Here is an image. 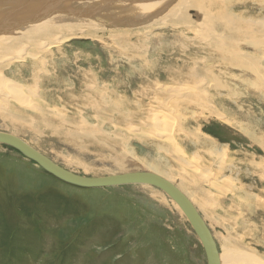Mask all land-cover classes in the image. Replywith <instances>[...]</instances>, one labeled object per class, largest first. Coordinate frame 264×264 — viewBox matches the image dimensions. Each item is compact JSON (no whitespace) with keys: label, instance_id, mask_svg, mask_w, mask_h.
I'll list each match as a JSON object with an SVG mask.
<instances>
[{"label":"rangeland","instance_id":"374dc122","mask_svg":"<svg viewBox=\"0 0 264 264\" xmlns=\"http://www.w3.org/2000/svg\"><path fill=\"white\" fill-rule=\"evenodd\" d=\"M181 1L151 19L126 6L130 24L73 19L6 40L0 132L79 176L162 175L193 202L225 264H264V25L246 22L264 19V0ZM0 264L207 258L161 190L78 188L0 144Z\"/></svg>","mask_w":264,"mask_h":264},{"label":"bare ground","instance_id":"6f19581e","mask_svg":"<svg viewBox=\"0 0 264 264\" xmlns=\"http://www.w3.org/2000/svg\"><path fill=\"white\" fill-rule=\"evenodd\" d=\"M50 0H37V5L38 4H44L47 3ZM55 4L53 3V5L50 6V10L53 9L52 11V15H48V16H44L42 17L44 14L39 13L36 16H32L31 12L33 10H31L30 12H28L26 9H24V4L25 2H22L20 0H13V2H11L12 5H8V6H4V2L3 0H0V21L5 19L7 16L4 17V15L1 12H6L7 10L11 9V8H19L18 13H16L15 15H13L12 17H9V19L7 20V22H10V26L8 24V26H6V29H8V31L6 32H1L0 34V49H3V45L5 43L6 40L10 39L11 37H18L20 35H23V33L25 34L24 37H29L32 35V32L34 30L40 29L44 26L47 25H52L55 24V29H58L56 26L61 25L64 22H71L73 21V19H76L78 21L76 22H82L83 24H87L90 27L93 28H97L100 24V26L103 25V22L101 23V21H99V19L97 17H101L102 20L106 21L108 20L109 22L112 23V21L114 22V20L119 21L120 24L127 22L125 24H130L131 22H133L132 18H129L127 14L122 12V8L132 5L130 7V10L132 11V14L137 16L138 19L141 18H149L151 19V17L154 16H158L159 14L165 13L168 8L173 4L172 6V10H174L176 7L180 6V5H184L183 1H178V0H149L148 2H145L146 0H137V1H130L128 2L127 0H54ZM142 1V2H141ZM95 2V5H91ZM99 2V3H97ZM83 3V4H81ZM132 3V4H131ZM223 3V2H222ZM59 5V8L57 5ZM101 4V5H100ZM221 4V3H220ZM80 7H79V6ZM103 5H104V11H103ZM225 5V4H224ZM227 5V4H226ZM230 5V4H229ZM102 6V7H101ZM186 6V5H185ZM194 6V5H193ZM193 6H190V8H193ZM188 7V6H187ZM194 7H198V5H195ZM212 7V6H211ZM57 8V9H56ZM129 8V7H128ZM229 8V7H228ZM28 9V7H27ZM196 9V8H195ZM217 9V7H216ZM36 10V9H34ZM70 10L72 12H70ZM114 10V11H112ZM103 11V12H102ZM120 11V12H118ZM220 13H225L226 14V8H221L218 10ZM212 13V12H211ZM188 14V11H187ZM189 15V14H188ZM191 15V14H190ZM220 15V14H219ZM26 18L25 21L27 23V26L21 27L15 31H13L12 33L10 30V27L15 28V26H17L19 24V21L17 18ZM79 17V18H78ZM93 17V18H92ZM229 17V16H227ZM233 17V16H232ZM245 17V16H244ZM98 20H97V19ZM117 18V19H114ZM229 19V18H228ZM35 20L39 21L36 22ZM145 20V19H144ZM143 20V21H144ZM148 19H146L147 21ZM186 20V19H185ZM183 20V21H185ZM230 20V19H229ZM234 20H236V17H234V19L232 20L234 22ZM96 21V23H95ZM114 22L113 24H111L112 26H114V24L118 23V22ZM130 21V23H129ZM181 21V20H180ZM228 21V20H227ZM247 23L249 22H253V23H257V24H261L264 25V19L261 22H256L255 19H248L246 21ZM245 22V23H246ZM141 23V21H140ZM162 22H160L161 24ZM164 23H168V22H164ZM105 24V23H104ZM119 24V25H120ZM97 26V27H96ZM106 26V25H105ZM244 26V25H242ZM5 26L1 25V29L4 28ZM62 28V27H61ZM88 28V27H87ZM115 28V27H114ZM92 29V28H91ZM98 29V28H97ZM100 30V29H99ZM215 30V29H214ZM23 32V33H22ZM238 34V31H235ZM228 36L226 35V37L228 39H231V33L232 32H228ZM235 34L237 37L238 35ZM221 39L223 38V36L218 35ZM225 37V36H224ZM225 37V38H226ZM242 37V36H239ZM224 38V39H225ZM35 39V38H34ZM39 39V38H37ZM239 39V38H238ZM25 40H29V39H25ZM253 40V39H252ZM212 41V40H211ZM229 41V40H228ZM254 41V40H253ZM219 42H217L215 44H218ZM232 43V42H230ZM253 43H256V41H254ZM220 44V43H219ZM218 44V46H219ZM216 49V48H215ZM11 50V49H10ZM222 50V49H221ZM224 50V49H223ZM11 52V51H10ZM256 52V51H255ZM222 53V52H221ZM226 54V51L223 53ZM221 57V56H220ZM251 57V56H250ZM256 58V57H255ZM252 59V58H251ZM8 60V59H7ZM9 61V60H8ZM232 63L234 64L235 60H231ZM258 61V60H257ZM264 61V60H263ZM262 62V61H261ZM4 81L2 79H0V83H3ZM218 85V84H217ZM264 87V86H263ZM219 89V88H218ZM232 89V88H231ZM16 91V90H15ZM173 92V91H172ZM261 92V91H260ZM193 94V93H191ZM186 96V95H185ZM263 99V98H262ZM118 111H120V113H122V107H117L116 108ZM182 117V116H180ZM166 134V131L165 133ZM12 135V134H10ZM14 136V135H13ZM16 138H18L17 136H14ZM19 140H21L22 142H24L26 145H28L29 147H31L29 144H27L25 141H23L22 139L18 138ZM32 148V147H31ZM33 149V148H32ZM35 150V149H34ZM36 151V150H35ZM179 151V150H178ZM38 152V151H37ZM179 153L181 155H183L182 151ZM41 154V153H40ZM23 155V154H22ZM183 158V156H182ZM64 169V168H63ZM66 170V169H64ZM68 171V170H66ZM70 172V171H68ZM72 173V172H70ZM129 173H139V172H129ZM129 173H121L120 175H124V174H129ZM150 173V172H148ZM74 174V173H73ZM155 174V173H153ZM163 175L166 176H171L170 172H162ZM76 175V174H75ZM157 175V174H156ZM114 176V175H112ZM160 177L164 178L167 180L166 177L159 175ZM173 176V174H172ZM107 177H111V176H107ZM169 181V180H168ZM170 182V181H169ZM171 184H173L172 182H170ZM212 184V183H211ZM175 187H177L175 184H173ZM213 185V184H212ZM126 186H133V185H126ZM147 186V185H146ZM151 187V186H150ZM179 189V191H181V193H183L185 195V193L181 190V188L177 187ZM186 196V195H185ZM169 197V196H168ZM187 197V196H186ZM188 198V197H187ZM171 199V198H170ZM189 199V198H188ZM172 200V199H171ZM173 201V200H172ZM190 201V200H189ZM174 202V201H173ZM193 205V202L190 201ZM175 203V202H174ZM176 204V203H175ZM176 207L183 213L182 209L176 204ZM193 207L195 208V206L193 205ZM196 209V208H195ZM197 210V209H196ZM198 212V210H197ZM199 213V212H198ZM200 215V213H199ZM185 216V214H184ZM201 216V215H200ZM202 218V217H201ZM203 219V218H202ZM204 221V220H203ZM205 222V221H204ZM205 224L207 225V223L205 222ZM191 225V224H190ZM192 227V226H191ZM208 227V225H207ZM209 228V227H208ZM210 230V229H209ZM211 232V230H210ZM212 234V232H211ZM213 236V234H212ZM214 239V237H213ZM215 241V239H214ZM216 243V242H215ZM217 246V243H216ZM218 249V248H217ZM219 251V250H218ZM220 258V255H219ZM244 258V256L242 257ZM247 258V257H246ZM245 259V258H244ZM249 258H247L248 260ZM257 260V259H256ZM220 264H225L224 260L220 258Z\"/></svg>","mask_w":264,"mask_h":264},{"label":"water","instance_id":"95a60500","mask_svg":"<svg viewBox=\"0 0 264 264\" xmlns=\"http://www.w3.org/2000/svg\"><path fill=\"white\" fill-rule=\"evenodd\" d=\"M20 1L25 2L24 9H26L28 12L33 10L31 12L32 16H36L39 13H41L44 14L42 17L52 15L53 9L50 10L49 8L51 5H53V3L55 4L54 0H50L47 3L38 4V5L36 4L37 0H20ZM127 1L130 2L137 0H127ZM148 1L149 0H146L145 2ZM11 2H13V0H5L3 5L10 6L12 5ZM57 6L59 8V5ZM19 8L14 7L7 10L6 12H1L4 15V17L5 16L7 17L0 21V34L1 32L8 31V29H6V26H8L10 22H7V20L9 19V17H12L16 13H18ZM70 12L72 11L70 10ZM17 19L19 21V24L15 26V28L10 27L11 30L10 33L21 27L27 26V23L25 21L26 18L19 17ZM35 21L39 22L37 20ZM1 25L5 27L1 29ZM0 144L14 148L15 150L23 154L26 158L34 161L36 164L42 167L48 174L52 175L58 180H61L64 183H67L69 185L78 188L106 189V188L121 187L126 185H147L161 190L182 209L183 213L185 214V217L191 224L195 234L201 241V244L206 254L207 264H220V258H219L220 254L217 249L216 243L213 239V236L209 228L207 227V225L205 224V222L203 221L197 210L193 207L189 199L183 193H181V191H179L177 187H175L168 180L160 177L159 175L148 172H139V173L124 174V175H114L111 177H98V178L83 177L64 170L62 167L55 164L49 158L43 156L42 154L29 147L18 138L8 133L0 132Z\"/></svg>","mask_w":264,"mask_h":264}]
</instances>
